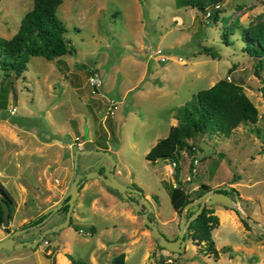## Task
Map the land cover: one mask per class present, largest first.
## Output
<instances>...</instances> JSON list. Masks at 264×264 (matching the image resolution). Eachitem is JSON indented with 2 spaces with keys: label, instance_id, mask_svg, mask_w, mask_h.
Returning <instances> with one entry per match:
<instances>
[{
  "label": "rangeland",
  "instance_id": "rangeland-1",
  "mask_svg": "<svg viewBox=\"0 0 264 264\" xmlns=\"http://www.w3.org/2000/svg\"><path fill=\"white\" fill-rule=\"evenodd\" d=\"M31 7L32 0H0V37H12ZM218 9L211 21L205 16L211 9L177 8L174 0H61L55 15L72 52L52 60L30 56L7 95L6 119H0V183L12 198L11 229L30 225L53 207L74 170L107 175L112 167L118 183L142 193L148 217L173 240L179 214L168 197L172 166L145 154L175 124L173 110L220 78L242 87L257 109L256 122L240 124L227 137L189 139L194 152L182 151L179 179L191 198L198 182L233 188L235 206L264 226V57L244 53L240 38L242 29L264 20V0H224ZM91 73L101 80L99 91L88 83ZM77 149L107 151L110 159L77 154L74 169ZM191 159L194 170L188 173ZM127 194L145 211L136 193ZM209 206L217 217L210 232L216 254L203 253L188 238L183 252H169L116 190L84 179L68 226L46 234L34 248L0 249V264H73L67 255L84 264H110L119 253L124 264H264V235L243 224L233 208ZM61 207L40 230L63 221ZM74 227H92V233ZM38 234L35 227L15 239Z\"/></svg>",
  "mask_w": 264,
  "mask_h": 264
},
{
  "label": "trees",
  "instance_id": "trees-1",
  "mask_svg": "<svg viewBox=\"0 0 264 264\" xmlns=\"http://www.w3.org/2000/svg\"><path fill=\"white\" fill-rule=\"evenodd\" d=\"M223 1L174 0V5L177 8H194L200 12L211 9L208 18L215 21L220 12L219 5ZM60 2L61 0H32V7L22 16L15 34L9 39L0 37V119H6L7 95L13 91V80L22 75L30 56H40L46 60H52L72 52L71 46L63 37L64 25L55 15V9ZM228 29L226 22V27L222 31L224 37ZM240 38L243 42L244 53L258 58L264 57V20H259L242 29ZM205 50L208 51V49ZM209 54L214 57L212 52ZM172 118H174L175 124L169 128L166 136L158 139L149 148L145 158L151 162L158 159L168 160L170 164H173L172 173L175 182L169 187L168 197L173 211L179 214L187 202L210 189L208 185L198 182L195 196L191 198L181 185L178 165L182 160L181 153L186 151L191 155L194 152L193 146L187 141L197 134H217L227 137L240 124L255 123L257 109L240 85L220 78L210 87L198 90L185 104L176 107L173 110ZM192 161L193 159L189 162L188 173L192 172ZM186 181H190V179L188 178ZM229 190L236 193L233 188L218 191L229 195ZM0 198L6 202L8 220H10L9 205L12 204V198L1 183ZM66 207L63 205L61 209L65 212ZM195 208L196 206L189 208L186 217ZM43 216L44 214L39 215L31 221V224L39 222ZM149 219L151 220V218ZM242 222L246 225L243 220ZM216 224L217 217L212 214L211 207L204 206L187 226L188 239L193 244L201 246V250L205 254H216L217 250L214 248L210 236V232ZM74 229L79 232L92 233V227H74ZM2 230L6 233L9 232L8 227H2ZM67 257L73 264H84L69 255ZM123 257L122 253L115 255L110 264H124Z\"/></svg>",
  "mask_w": 264,
  "mask_h": 264
},
{
  "label": "water",
  "instance_id": "water-1",
  "mask_svg": "<svg viewBox=\"0 0 264 264\" xmlns=\"http://www.w3.org/2000/svg\"><path fill=\"white\" fill-rule=\"evenodd\" d=\"M90 69L92 68V63L88 62L87 65ZM94 92L99 91L93 89ZM98 154L100 156H105L110 159V155L107 151L96 150V149H88V150H79L77 149L73 156V168L76 167V156L77 154ZM112 166V161H111ZM89 166H84V169H88ZM112 167H110V171L107 175L100 173L98 170H88L84 174H80L78 171L74 170V175L69 184L67 191L63 194L62 198L53 206L46 209L43 214L45 215L39 222L34 225H29L22 229H14L9 232L6 238L0 240V249H16L22 246H26L28 248H34L37 243L44 238V236L48 233L58 231L61 228L68 226L70 220V212L73 206V202L75 200V193L80 183L84 179L88 178H96L101 181L103 184L108 186L111 189L116 190L121 197L126 200V202L130 203L134 211H139L143 224L147 227L150 236L156 241L157 245L169 252L181 253L184 250L185 240L187 237V226L191 220H193L202 210L205 205H212L215 203H219L225 207H231L237 213V215L250 227H252L256 233L264 235V226L258 225L255 221L251 220L249 217L244 215L232 202L229 195L219 192L218 190H228L225 187H215L213 189L206 190L202 192L199 196L187 202L181 212L179 213V221H178V232L176 237L173 240L166 239L157 229L156 224L153 220H150L148 217V212L151 210L148 203L142 196V193L136 189L127 187L118 183L112 173ZM136 193L140 198L141 205L145 208V211H140V206L132 200L127 193ZM65 199V201H63ZM234 200L237 201V198L234 197ZM66 205L65 215L63 221L51 225L49 227L44 228L35 238L31 240L19 241L16 242L15 238L18 234L31 230L35 227H39L40 224H43L49 216H51L56 210H58L61 206ZM190 206H196L195 210L186 217L187 209ZM0 209H1V226H8V207L4 199L0 198Z\"/></svg>",
  "mask_w": 264,
  "mask_h": 264
},
{
  "label": "built area",
  "instance_id": "built-area-1",
  "mask_svg": "<svg viewBox=\"0 0 264 264\" xmlns=\"http://www.w3.org/2000/svg\"><path fill=\"white\" fill-rule=\"evenodd\" d=\"M205 16L208 18V12L205 13ZM155 53L159 54L160 51L157 49L155 51ZM160 59H162V58L160 57ZM88 83L90 86H92L93 89L97 90L98 87L101 85V80L98 76H95L94 73H91V75L88 77ZM170 165L172 166L173 164H170ZM193 170H194V168L192 169V171ZM44 243H46V242H44Z\"/></svg>",
  "mask_w": 264,
  "mask_h": 264
},
{
  "label": "crops",
  "instance_id": "crops-1",
  "mask_svg": "<svg viewBox=\"0 0 264 264\" xmlns=\"http://www.w3.org/2000/svg\"><path fill=\"white\" fill-rule=\"evenodd\" d=\"M36 218H37V217H36ZM8 225H9V222H8ZM7 227H8V229H9V232H11L13 228L11 229L9 226H7ZM38 228H39V233H40V226H39ZM9 232H8V233H9ZM8 233L4 232V231L2 230V227H1V229H0V240L6 238V236H7ZM33 238H34V237H33ZM33 238H31V239H33ZM31 239H30V240H31ZM15 241H16V239H15ZM48 252H49V251L47 250L46 253H48Z\"/></svg>",
  "mask_w": 264,
  "mask_h": 264
},
{
  "label": "flooded vegetation",
  "instance_id": "flooded-vegetation-1",
  "mask_svg": "<svg viewBox=\"0 0 264 264\" xmlns=\"http://www.w3.org/2000/svg\"><path fill=\"white\" fill-rule=\"evenodd\" d=\"M75 171H76V170H75ZM87 171H88V170H87ZM80 174H84V173H80ZM63 200H64V199H63ZM44 216H45V215H44ZM44 216H43V217H44ZM43 217H42V218H43ZM42 218H41V219H42ZM41 219H40V220H41ZM30 225H34V224H30ZM27 226H29V225H27ZM27 226H24V227H27ZM24 227H21V228H18V229H22V228H24ZM14 229H15V228H13L12 230H14ZM42 230H43V229H41L40 232H41Z\"/></svg>",
  "mask_w": 264,
  "mask_h": 264
}]
</instances>
